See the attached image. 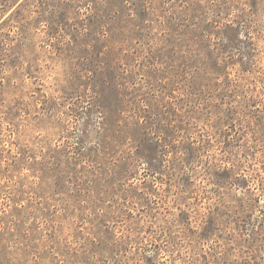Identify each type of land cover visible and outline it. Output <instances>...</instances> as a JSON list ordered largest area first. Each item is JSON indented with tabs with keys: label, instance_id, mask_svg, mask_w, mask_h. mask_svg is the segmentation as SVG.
<instances>
[{
	"label": "rangeland",
	"instance_id": "1",
	"mask_svg": "<svg viewBox=\"0 0 264 264\" xmlns=\"http://www.w3.org/2000/svg\"><path fill=\"white\" fill-rule=\"evenodd\" d=\"M0 264H264V0H0Z\"/></svg>",
	"mask_w": 264,
	"mask_h": 264
}]
</instances>
